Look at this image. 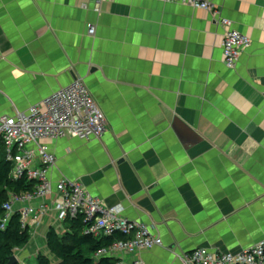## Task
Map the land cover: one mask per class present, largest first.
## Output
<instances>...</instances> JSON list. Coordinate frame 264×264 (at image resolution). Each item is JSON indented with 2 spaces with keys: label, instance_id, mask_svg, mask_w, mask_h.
Segmentation results:
<instances>
[{
  "label": "crops",
  "instance_id": "1",
  "mask_svg": "<svg viewBox=\"0 0 264 264\" xmlns=\"http://www.w3.org/2000/svg\"><path fill=\"white\" fill-rule=\"evenodd\" d=\"M214 3L217 13L161 0H0V113L80 79L106 114L102 139L42 143L57 157L54 182L79 181L162 237L118 254L122 264H186L198 247L264 241V0ZM222 19L252 40L234 68Z\"/></svg>",
  "mask_w": 264,
  "mask_h": 264
},
{
  "label": "built area",
  "instance_id": "2",
  "mask_svg": "<svg viewBox=\"0 0 264 264\" xmlns=\"http://www.w3.org/2000/svg\"><path fill=\"white\" fill-rule=\"evenodd\" d=\"M161 1L180 2L217 13L214 0ZM221 24L226 27L222 43L224 62L234 68L252 40L234 28L229 19H222ZM95 33L96 26L88 25V34ZM107 126L105 112L80 79L25 111L16 109L12 113H0V143L6 158L12 163L11 177L17 180L26 175L37 182L33 191L11 194L4 204L6 212L1 229L7 228L16 212L21 215L23 228L29 229L31 235L53 212L55 220L62 224L70 217L83 215L90 223L88 232L98 238L116 233L124 235V238L102 249L97 256L117 258L118 254L140 253L163 246L162 237L152 233L145 223L125 217L121 205L106 204L79 181L59 179L54 182L50 177L57 157L48 144L42 143L43 140L69 136L81 140L102 139ZM56 197L58 199L54 200ZM183 260L186 264H264V241L240 252L198 247L183 256ZM131 264L146 263L136 257Z\"/></svg>",
  "mask_w": 264,
  "mask_h": 264
},
{
  "label": "trees",
  "instance_id": "3",
  "mask_svg": "<svg viewBox=\"0 0 264 264\" xmlns=\"http://www.w3.org/2000/svg\"><path fill=\"white\" fill-rule=\"evenodd\" d=\"M0 264H9L16 250L29 244L32 235L29 229L23 228L21 215L14 213L5 230L1 229V221L5 215L4 204L11 194H21L33 191L37 182L26 175L15 180L11 177L12 163L5 156V149L0 143ZM64 230L51 227L46 235L48 250L60 262L65 264H115L119 258L97 256L104 248L115 240L124 238L122 233L101 238L88 232L90 223L83 215L68 218L64 223ZM37 264H52L49 257L40 254ZM15 264H20L17 262Z\"/></svg>",
  "mask_w": 264,
  "mask_h": 264
},
{
  "label": "rangeland",
  "instance_id": "4",
  "mask_svg": "<svg viewBox=\"0 0 264 264\" xmlns=\"http://www.w3.org/2000/svg\"><path fill=\"white\" fill-rule=\"evenodd\" d=\"M1 149L2 147H0V150ZM56 226L57 229L60 231V233L63 232L64 230L63 224L59 223L56 224ZM38 229L32 233V238L30 240L31 243L29 244V246L27 248H24L25 251H28L27 252L28 256L26 257V254L25 253L23 254V249L22 252L21 250H17L18 252L16 251V255H18L20 258V264H37L38 259H36L35 256L37 255L38 258L40 254L49 257L52 264H59L60 261L48 250L45 235L42 234L43 232H40ZM26 258H28V260H26Z\"/></svg>",
  "mask_w": 264,
  "mask_h": 264
},
{
  "label": "water",
  "instance_id": "5",
  "mask_svg": "<svg viewBox=\"0 0 264 264\" xmlns=\"http://www.w3.org/2000/svg\"><path fill=\"white\" fill-rule=\"evenodd\" d=\"M17 262H20V259L17 257V255H13L11 257L9 264H15ZM59 264H65V262H60Z\"/></svg>",
  "mask_w": 264,
  "mask_h": 264
}]
</instances>
